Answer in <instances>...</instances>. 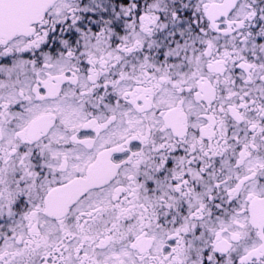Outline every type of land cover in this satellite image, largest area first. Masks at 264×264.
<instances>
[{"label":"snow or ice","instance_id":"1","mask_svg":"<svg viewBox=\"0 0 264 264\" xmlns=\"http://www.w3.org/2000/svg\"><path fill=\"white\" fill-rule=\"evenodd\" d=\"M0 264H264V0H0Z\"/></svg>","mask_w":264,"mask_h":264}]
</instances>
